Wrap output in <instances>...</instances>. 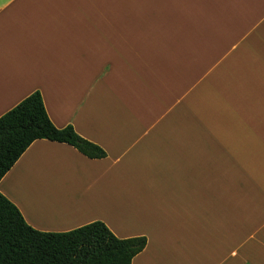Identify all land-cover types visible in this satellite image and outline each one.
Wrapping results in <instances>:
<instances>
[{
  "label": "crops",
  "instance_id": "0c3cea01",
  "mask_svg": "<svg viewBox=\"0 0 264 264\" xmlns=\"http://www.w3.org/2000/svg\"><path fill=\"white\" fill-rule=\"evenodd\" d=\"M35 92L106 156L32 143L0 181L28 226L145 238L131 264H264V0H0V117ZM66 186L82 212L54 219Z\"/></svg>",
  "mask_w": 264,
  "mask_h": 264
},
{
  "label": "trees",
  "instance_id": "16d2710c",
  "mask_svg": "<svg viewBox=\"0 0 264 264\" xmlns=\"http://www.w3.org/2000/svg\"><path fill=\"white\" fill-rule=\"evenodd\" d=\"M38 140L68 145L89 159L106 156L72 127L56 129L35 92L0 117V181ZM145 246V238L120 240L101 222L67 233L38 232L0 194V264H131Z\"/></svg>",
  "mask_w": 264,
  "mask_h": 264
},
{
  "label": "bare ground",
  "instance_id": "6f19581e",
  "mask_svg": "<svg viewBox=\"0 0 264 264\" xmlns=\"http://www.w3.org/2000/svg\"><path fill=\"white\" fill-rule=\"evenodd\" d=\"M66 188H67L66 195L65 196L59 195L57 203H55V206L53 207V209L50 210V213L47 212L49 215L51 214L50 216L54 217V219H62L64 217L59 212V210H58L59 207H57V206H60V207L61 206L62 207L68 206L67 208L69 209V211L71 212V210H72L71 213H73V212L76 213V212H80V211L82 212V209H80L81 207H78V205H76L77 203H76V199L74 197L75 192H77L76 189H74L73 187H69V186H66Z\"/></svg>",
  "mask_w": 264,
  "mask_h": 264
}]
</instances>
